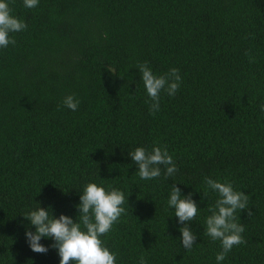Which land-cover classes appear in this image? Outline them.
<instances>
[{
    "label": "trees",
    "instance_id": "16d2710c",
    "mask_svg": "<svg viewBox=\"0 0 264 264\" xmlns=\"http://www.w3.org/2000/svg\"><path fill=\"white\" fill-rule=\"evenodd\" d=\"M27 29L0 48V264H60L51 238L33 252L22 215L40 206L78 219L88 183L128 198L101 237L115 264H217L220 241L206 235L217 194L205 177L249 196L237 211L245 244L222 264H264V0H7ZM250 58L254 62H250ZM178 68L174 97L150 114L137 69ZM68 95L76 111L63 105ZM167 147L178 171L143 180L129 152ZM176 184L199 206L183 227L167 204Z\"/></svg>",
    "mask_w": 264,
    "mask_h": 264
},
{
    "label": "clouds",
    "instance_id": "9594fccd",
    "mask_svg": "<svg viewBox=\"0 0 264 264\" xmlns=\"http://www.w3.org/2000/svg\"><path fill=\"white\" fill-rule=\"evenodd\" d=\"M24 7L32 9L38 6L39 0H23ZM27 29V24L12 14V9L7 0H0V48H7L16 41L12 33ZM250 62H254L250 58ZM137 69L141 73V79L149 97V112L155 115L160 109L161 93L164 92L174 97L182 83L178 68H171L162 75L153 73L147 63L138 64ZM80 101L74 95H68L63 100V105L72 111L78 109ZM264 112V104L260 106ZM132 162L138 166V175L143 180H152L161 176V165L164 166V177L170 178L178 171L177 165L169 154L167 147L153 146L151 151L144 147H137L128 153ZM206 190L203 197H208V189L217 194L214 206H210V215L205 220L206 235L213 241H220L222 250L217 253V264H222L227 254L233 247L245 244L243 237L245 227L237 222L236 212L246 210L248 216L253 213L248 208L249 196L243 191H236L229 181L220 182L205 177ZM125 203L128 198L117 189L106 190L96 183H88L84 186L80 195V203L76 206L79 215L72 217L61 214L55 218L40 206L39 202L34 210L22 215L35 227V232L27 230L25 235L33 252L47 253L48 247L41 244V238H51L60 257V264H115L117 254L111 252L101 237L106 236L119 222V218L125 214ZM167 204L173 208L174 215L183 225L181 243L184 249L191 250L197 239L196 234L190 228L198 213L199 206L189 193L182 196L181 189L173 184ZM139 264H146L143 256Z\"/></svg>",
    "mask_w": 264,
    "mask_h": 264
}]
</instances>
